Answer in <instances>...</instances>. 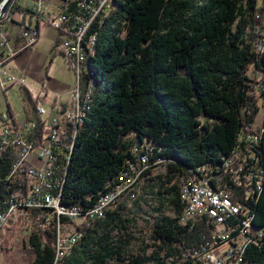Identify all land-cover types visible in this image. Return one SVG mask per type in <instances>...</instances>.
I'll list each match as a JSON object with an SVG mask.
<instances>
[{
    "label": "trees",
    "instance_id": "1",
    "mask_svg": "<svg viewBox=\"0 0 264 264\" xmlns=\"http://www.w3.org/2000/svg\"><path fill=\"white\" fill-rule=\"evenodd\" d=\"M256 3L115 1L117 11L98 26L96 45L85 53L95 89L74 140L68 139L72 125L61 124L67 144L74 145L61 200L91 209L110 193L120 174L144 168L139 181L160 165L166 166L169 179L158 192L161 202L149 224L148 255L124 258L134 224L125 201L134 190L122 203L118 199L104 218L78 228L79 238L61 264H200L194 254L215 228L205 217L181 224V186L188 178L224 191L249 210L254 228L264 227V132L250 131L260 101L264 113V37ZM14 7L13 12L25 13ZM56 53L64 55L57 46L52 58ZM26 92L35 110L36 99ZM237 153L243 168L236 175L224 164ZM15 161L13 147L0 150L1 201L30 191L25 166L11 175ZM27 218L24 231L35 255L32 264H52L54 218L42 207L32 208ZM244 261L264 264V231L257 245L247 247Z\"/></svg>",
    "mask_w": 264,
    "mask_h": 264
},
{
    "label": "built area",
    "instance_id": "2",
    "mask_svg": "<svg viewBox=\"0 0 264 264\" xmlns=\"http://www.w3.org/2000/svg\"><path fill=\"white\" fill-rule=\"evenodd\" d=\"M19 1L14 0L13 5L9 4L5 13L0 16V89L4 91L9 86H24L25 76L16 72L10 61L17 50L31 47L39 38L40 28L45 26L57 33V48L63 52L76 79L68 104L59 106L54 101L49 112L43 106L45 92L38 91L35 104L37 120L17 122L7 111L0 113V150L5 146L15 149L16 161L11 167V175L25 166L24 174L31 184L30 191L25 196L21 192H14L5 200H0V247L3 243L1 230L8 221L14 222L18 216L27 218L32 208L42 207L49 210V216L54 218L50 226L52 264H60L63 254L79 238L78 228L88 225L91 217L99 216L100 207L105 201H109L112 195L119 194L121 185H126L131 177L140 176V170L124 172L114 191L99 198L91 209L85 210L76 204H66L57 199L69 159L70 145L66 142L61 124L68 122L72 125L68 137L70 140L78 125L81 99L91 88L84 73L83 51L107 17L106 0H26L23 5ZM16 5L20 10H25L23 15L13 12L16 11ZM15 15L20 17V22L13 20ZM258 19L261 20L264 37V10L263 15L258 13ZM13 24L18 27L14 32L9 30ZM10 35L16 36L17 45L10 42ZM255 137H252L253 140ZM140 161L142 165H146L147 157L142 156ZM224 166L237 175L243 168L240 153L225 162ZM184 188L187 215L181 224L205 217L215 228L202 250L194 254L198 262L246 264L244 253L249 245H257L264 227L254 228L249 225V210L242 204L232 202L224 191L213 190L205 180L185 179ZM50 221L47 220V223ZM43 233H46L45 229Z\"/></svg>",
    "mask_w": 264,
    "mask_h": 264
},
{
    "label": "rangeland",
    "instance_id": "3",
    "mask_svg": "<svg viewBox=\"0 0 264 264\" xmlns=\"http://www.w3.org/2000/svg\"><path fill=\"white\" fill-rule=\"evenodd\" d=\"M25 1L26 0H20L19 2L21 5H23ZM256 10L259 14L263 15L264 0H257ZM13 20L15 22H20L21 19L18 15H15L13 17ZM9 30L14 32L18 30V27L13 24L9 27ZM39 35V41L36 45L37 52L48 56L49 51L53 46L52 36L50 37L49 34H45L43 28H40ZM9 40L12 44L17 45V43L15 42L16 36L14 37L10 35ZM48 59L49 57L47 58L46 65L40 69L39 76H26V83L22 88H19V86L17 85L10 86V88L6 89L5 93L0 89V113H5L6 111H8L9 106L11 114L17 122H24L26 117L34 118L33 115L35 114V110L29 101L26 89L29 91L30 95L33 96V100H35V95L41 88V78L44 76L46 66H48ZM87 72L89 71L87 70ZM250 74L252 78H255V76L258 75L254 72L253 69L252 71H250ZM47 76L50 78L51 84V88L47 89V85L45 82L48 96L51 99L53 97L57 99L58 103L68 104L70 92L75 84L76 78L73 71L69 69L67 60L61 53H58L56 57L53 58ZM67 85H69V88L65 89V86ZM92 87L94 90V79L92 82ZM93 90L90 93V96H88L87 92H85L83 96L85 100L89 99L88 104L86 105L87 110L90 109L91 106L94 93ZM49 103V100H47L43 104L44 109L47 112H49L50 109ZM250 131L254 133L260 132V135L264 132V113L261 101L260 110ZM260 135H256L255 140H258ZM166 173L167 169L165 165L155 167L152 171H150V173H147L144 178L140 179L138 185L134 189V196L125 201V205L129 210V217L134 218V224L129 232V243L124 247V258L127 260H129L131 256L134 257L138 255H148L152 249L149 224L153 220V217L156 216L155 209L161 202L160 193L158 192L165 189L166 182L168 181L167 179H169ZM131 192L126 193L124 196L116 197L111 205H109L110 208L108 207L109 209L107 210V212L111 210L113 204L118 199L121 198L122 203ZM94 218L97 217H91V219ZM180 218L181 215L179 216V221ZM91 219L89 220V223L91 222ZM28 224L29 222L25 216H18L14 222L9 221L7 223L6 227L8 228V230H5L1 235L3 243L0 247V264H32L35 255L24 231L28 228ZM68 253L69 251H67L66 255ZM112 264L114 263L112 262ZM173 264L180 263L176 260L175 262H173Z\"/></svg>",
    "mask_w": 264,
    "mask_h": 264
},
{
    "label": "bare ground",
    "instance_id": "4",
    "mask_svg": "<svg viewBox=\"0 0 264 264\" xmlns=\"http://www.w3.org/2000/svg\"><path fill=\"white\" fill-rule=\"evenodd\" d=\"M115 1L117 2V1H119V0H106L105 1V11H107V17L104 19V20H106V19H109V17L111 16V15H113L114 14V12L115 11H117L116 10V5H115ZM103 23V22H102ZM97 32L96 33H94V35L92 36V39H90L89 40V42H88V44L86 45V47L84 48V51H83V66H84V73H85V75L87 76V78L89 79V81H90V86H91V88H90V91H88L87 92V94H88V96H90V93L92 92V90H93V87H92V82H93V78H92V73H91V71H89V69H87V67H86V63H85V61H86V56H87V54H85L86 52L88 53L92 48H94L95 47V45H96V39H98L97 37ZM87 70L89 71V72H87ZM93 92H94V90H93ZM88 100L89 99H84V97H82V99H81V112H79V115H78V125H77V128L75 129V130H73V135L71 136L72 137V139L74 140L75 139V137H76V135H77V132H78V129H79V127L83 124V121H84V119H85V117H86V112L89 110H87V107H86V105L88 104ZM256 141V140H255ZM72 142V141H71ZM72 146H74L73 145V142L72 143H70V145H69V157H70V152H72L71 150H72ZM144 168V167H143ZM145 169V168H144ZM143 169V170H144ZM142 170V171H143ZM142 171H140V175H141V172ZM66 174V173H65ZM64 177V175L62 176V183H63V178ZM139 177L140 176H133V177H131V180H129V181H127V184L126 185H121V189H120V191H119V194H116V195H112L111 196V198H110V200L109 201H105V203L100 207V214H99V216H97V218H101V217H104L105 216V214H106V212H107V210L110 208L109 207V205H111V203L114 201V199L116 198V197H120V196H124L126 193H129V192H131V191H133L134 189H135V187L138 185V183H139ZM122 178H123V173L122 174H120L119 175V177L116 179V182H115V184L113 185V187H112V189H111V191H110V193L112 192V191H114V188L116 187V186H118V184L120 183V181L122 180ZM185 182L183 183V185H182V187H181V199H182V203H183V205H184V211H183V215H182V221L184 220V217H186V215H187V208H186V201H185ZM60 190H59V192H57V199H61V196H60V193H61V188H59ZM110 193L109 194H107V195H110ZM104 197H106V196H104ZM104 197H102V198H104ZM109 207V208H108ZM252 215L250 214L249 215V225H252ZM65 255L66 254H63V257H65ZM63 257H61V259H60V264H61V261H62V258Z\"/></svg>",
    "mask_w": 264,
    "mask_h": 264
},
{
    "label": "crops",
    "instance_id": "5",
    "mask_svg": "<svg viewBox=\"0 0 264 264\" xmlns=\"http://www.w3.org/2000/svg\"><path fill=\"white\" fill-rule=\"evenodd\" d=\"M43 29H44V33L45 34H49L50 37L52 36V40H53V46L51 47V50L49 51V55L48 56L44 55V54H40L39 52H37V46L36 45L38 44V41H39V38H38V40L31 47L20 49L21 52L17 53L16 56L14 58H12V60L10 61V63L12 65V67L14 68V70L16 72H18V73H22L25 76V83H26V76L27 75L28 76H32V77H36L37 75L39 76L40 69L43 66L46 65V61H47L48 57H49V59H48L47 65L49 64V60H50V58H52V54L54 52V49L58 45L57 44V40H58L57 33L54 30H52L51 28L47 27V26L43 27ZM51 33H52V35H51ZM39 34H40V32H39ZM17 49H19V48H17ZM57 54L58 53H56V55ZM56 55L53 56V58L56 57ZM53 58H52V60H53ZM49 67H50V65H49ZM49 67L46 66L44 75L45 74L48 75ZM69 69H70V67H69ZM45 82H46V85H47V89L51 88L50 78L48 76L46 78H44V76L41 78V88H40V90H43L45 92V94H46V96L44 97V101L43 102L49 100L50 107H51L52 104H54V101H56L57 105H59V106L60 105L61 106L67 105V104H63V103H58L57 99H55L54 97L51 99L48 96V91L46 90ZM24 86H25V84H24ZM7 88H10V86L7 87ZM67 88H69V85L65 86V89H67ZM6 89L3 91L4 93H5ZM40 90H38V91H40ZM71 91H72V89H71ZM36 95H35V98H36ZM31 97H33V96H31ZM69 99H70V97H69ZM8 111L11 112L9 106H8ZM33 117L35 118L36 115L34 114ZM34 118L26 117L25 119L33 120ZM27 220L29 222V218H27ZM6 225L7 224H5L3 226L2 230H1V235H2V233L5 230L6 231L8 230Z\"/></svg>",
    "mask_w": 264,
    "mask_h": 264
},
{
    "label": "water",
    "instance_id": "6",
    "mask_svg": "<svg viewBox=\"0 0 264 264\" xmlns=\"http://www.w3.org/2000/svg\"><path fill=\"white\" fill-rule=\"evenodd\" d=\"M10 2H11V0H3V2L1 3L0 16H2L5 13Z\"/></svg>",
    "mask_w": 264,
    "mask_h": 264
}]
</instances>
